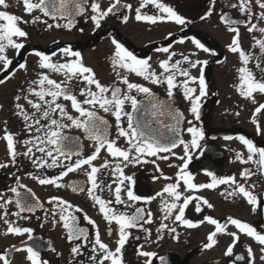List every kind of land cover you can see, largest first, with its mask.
<instances>
[{
  "label": "snow or ice",
  "instance_id": "snow-or-ice-1",
  "mask_svg": "<svg viewBox=\"0 0 264 264\" xmlns=\"http://www.w3.org/2000/svg\"><path fill=\"white\" fill-rule=\"evenodd\" d=\"M27 14H32L34 10L40 11L44 17L48 19L42 20L40 16H36L31 21L32 24L42 23L47 29L53 27L65 28L71 30L78 22L77 17L87 16L95 29H100L102 22L110 15H117L121 9L131 11L132 5L121 3V0H113L107 8H103L100 0H38V2H30L23 0ZM253 4L260 9L259 14L253 11ZM152 5L159 15L142 14L141 9ZM215 0H211L209 10L201 19H206L213 14ZM0 63L4 65V70L12 65V60L7 56L9 48L17 50L23 49L25 45L17 42L19 38H27L28 33L23 30L20 23H28L22 21L20 17L10 14L7 9L11 6L7 0H0ZM225 7L237 9L243 19H234L227 12L220 14L222 22L229 26V31L233 35L229 51L238 55L242 66L238 68L240 79V95L257 105L253 111L252 123L257 126V132H260V124L257 117L264 115V103L256 100L255 94L264 95V67H261L259 56L253 52H246L241 45L240 26L244 25L249 33L258 31L261 38L253 37L254 46H258L260 54L264 55V27H258L260 21H264V0H225ZM90 9V11H89ZM257 16V23H252V17ZM136 21H148L152 24L157 22L172 21L177 25L184 26L191 21L186 20L184 16L179 14L173 6H170L162 0H141L140 6L135 9ZM123 22H127L128 15H122ZM63 20L64 23H60ZM83 31V29H80ZM170 36L173 34H169ZM17 38V39H14ZM185 38H181L178 42L183 43ZM196 48L206 53L215 55L209 47H206L200 39L192 38ZM114 54L112 57V67L116 72V76L120 83L125 87L117 84L104 85L96 77L94 70L84 64L81 52L74 51L71 46H65L60 49V54L65 57L64 62L53 61L49 54L41 51H35L34 54L39 58V68L42 71L39 78L32 80L29 87L24 90L26 94H17L14 98V115L18 116L24 124V132L26 139L17 140L18 134H13L5 129V135L0 137L6 142L8 154L11 160L9 163H0V169L17 165L18 157H24L29 163L40 170V175L29 173L31 179L37 181L42 186H53L57 189L70 187L73 193L83 194L87 196L94 207H98V212L102 214L103 219L108 225L107 234L111 237L113 228L111 224L115 222L117 227V240L115 249H110L107 243L101 239L99 226L92 220L83 209L78 205L71 204L70 201L64 200L59 196H52L46 202H41L32 189L27 185L21 184L17 177L16 185L10 187L13 197L5 199L0 196V221L7 225L5 234H14L16 236L27 235V241L23 242V247L13 246L11 251H25V259L29 264H50L47 259H42V251L52 250L51 242L45 241L43 238H37L34 235L35 229L31 227L20 226L19 220H31L37 210L44 212L43 221L46 223L51 219L52 224H61L66 231V240L72 245L70 254L73 257H80L75 264H85L83 259L87 252V264H124L123 255L125 245L131 236V229H141L146 235L150 236V229L146 228V224L153 223V214L145 207L137 206L139 203H150L157 197L162 198L159 211L162 213L157 234L159 239H163L165 232L172 234L174 239H179L177 228L170 226L163 221L171 220L172 224L179 222L187 228L197 227L204 221L193 222L191 219L185 218V210L193 200H203V204L207 208H213V205L202 197L194 195H184L179 191L180 181H183L185 192L198 189H214L218 185L232 186L233 190L227 192V197L242 194L246 198V202L253 206V211L259 206L264 209V204L260 202L264 197H258L253 191L248 190L243 184H238L235 176L218 177L211 171L207 173L211 177V183L199 184L193 183V174L188 172L189 164L192 160L191 149L201 148V141L205 139V131L202 127L197 126L193 121L201 119V98L207 92V85L203 71L198 76L191 74L192 69H203L208 61L192 59V55L184 53H176L171 51L169 47L159 48L158 51L166 53L167 57L159 62L157 71L149 63L150 58H138L124 44L113 39ZM52 55H56L53 53ZM252 63L254 67H249ZM186 65V66H185ZM20 69L27 70V62L19 64ZM121 70H124L123 74ZM50 73H56L64 77L63 80L57 81L51 78ZM258 73V75H257ZM129 74H134L145 81H150L153 85L167 86V98L160 99L152 92V90L139 83L129 80ZM183 77L184 79H179ZM75 81V85H73ZM5 83L0 79V84ZM190 84L196 85L195 87ZM79 85V99L75 94V87ZM176 89H183L182 98L190 103V113L193 120H187L183 112L176 109L170 101L175 96ZM144 94L143 100L138 99L133 93ZM21 100L25 104L20 103ZM65 101L70 102V106L76 115H72L68 111L69 105ZM130 106L131 111L127 110ZM3 105H0V109ZM103 111L111 114L115 120V136L112 134V124L99 113ZM238 116L239 113H236ZM164 117H167L172 123H165ZM126 122V124H125ZM182 123L189 126L184 129ZM161 126L166 128L173 135H165L161 131ZM73 130L81 133V135H73ZM186 131L190 134V140L184 141L181 133ZM233 137L226 136L224 139L230 140ZM124 141L123 146H119L120 140ZM239 141L246 147L247 158L243 154H238L237 158L243 164L249 162L258 165L259 172L264 175V146H257L253 140L243 135L238 137ZM87 140L93 151L85 156L83 151V142ZM24 146L23 152H17L16 145ZM179 145H183L184 155L177 157L182 161L178 168L174 183L166 184L162 190L152 197H144L137 194L135 174H127L126 169L137 165L148 163L156 164V157L161 160H169L170 155H176L172 149ZM101 150L106 152V157L102 158L99 165L94 161L101 159ZM162 153L170 155H161ZM110 157L111 159H109ZM254 157H258L254 160ZM87 165V168L84 166ZM173 165H169L172 167ZM157 171L159 166L156 165ZM59 171L48 176L49 170ZM83 169L87 177V181L83 184L72 181L70 185L62 183L63 179L70 173ZM244 179L251 178L254 173L245 168L241 172ZM172 180L171 177L164 176L162 173L153 176V180L158 179ZM254 188L255 185L249 186ZM108 194L105 199L103 194ZM168 194L172 198V202H168L165 198ZM224 195V193H221ZM226 197V198H227ZM182 201V202H181ZM15 205L16 211L9 213L8 206ZM122 206V207H118ZM197 213L202 211L199 204L195 205ZM51 213V217H49ZM81 213L83 220L87 225H92L95 229L91 232L89 227L82 225ZM9 215L15 216L16 221L8 219ZM37 219H40L37 217ZM209 224L215 226V230L208 237V243L205 248L211 249L218 243V233H224L231 237V243L226 247L225 255L234 257L235 261H244V255H234V247L240 240V235L236 232H227L228 225H234L239 233L253 238L260 246V256L262 264H264V234L258 231L256 227L251 226L247 222L239 219L228 217L221 223L215 218L206 216L204 218ZM43 227V223L40 225ZM139 240L140 237H133ZM31 242V243H29ZM143 245L137 249V255L145 257L144 264H153V258H158L161 264H165L164 257H158L156 252L141 250ZM90 249V251H89ZM247 252L248 264H255V253L250 245H245ZM0 260L3 264H9L6 253H0Z\"/></svg>",
  "mask_w": 264,
  "mask_h": 264
},
{
  "label": "flooded vegetation",
  "instance_id": "flooded-vegetation-1",
  "mask_svg": "<svg viewBox=\"0 0 264 264\" xmlns=\"http://www.w3.org/2000/svg\"><path fill=\"white\" fill-rule=\"evenodd\" d=\"M11 5L7 11L10 14L17 15L22 21L28 23H20L23 30L28 33L27 38H19L17 42H21L25 47L19 50L9 48L7 50V56L12 60V65L8 67V70H4V65L0 63V79H3L5 83L0 84V105L3 108L0 109V137L5 135V129L13 134H18L15 138L17 140L26 139L27 136L24 132V124L21 119L14 115V98L17 94H26L24 90L29 87V83L32 80L39 78L42 71L39 68V58L34 54L35 51H41L49 54L52 60L64 62L65 57L60 54V49L65 46H71L74 51L81 52L83 56L84 64L91 67L96 77L104 85H113L114 83L120 87H125L119 82L116 72L112 67V57L114 54V45L112 40L116 39L120 43L124 44L130 51L133 52L138 58H150L149 63L153 68L159 71V62L167 57L166 53L158 51L159 48L169 47L171 51L176 53H184L185 55H192V59H199L201 61H208L207 65L203 69H192L191 74L198 76L202 70L205 76V82L207 85V94L201 98V119L200 121H193L199 127H202L205 131V139L202 140L201 148L191 149L192 160L189 164L188 172L193 174V183L206 184L211 183V177L207 175L209 171L217 175L218 177L235 176L238 184H243L248 190H251L258 197H264V175L258 170V165L253 162L243 164L237 158L238 154H243L244 158H247L246 147L239 141L240 135L245 136L248 139L254 141L257 146H264V115H259L257 119L260 124V132H257V126L252 123V115L255 107L251 101L243 98L240 95V79L238 68L242 66L241 61L238 59L237 54H233L229 51V45L233 39V33L229 31V26L222 22L220 14L227 12L234 19H243L237 9L225 7V0H215L213 8V14L206 19H201L205 16L209 10L211 0H162V2L173 6L175 10L186 20L191 21L184 26L177 25L172 21L157 22L152 24L148 21H136L135 9L140 6L141 0H121V3H128L132 5V10L121 9L117 15H110L105 21L102 22L100 29H95L94 24L87 16L77 17L78 22L71 30L65 28L47 29L42 23L32 24L31 21L34 17L40 16L42 20L48 19L49 23H52L48 17H44L43 14L34 10L32 14H27L23 0H7ZM30 2H38V0H30ZM91 0H89V3ZM103 8H107L113 0H100ZM0 6V11H3ZM90 11V9H89ZM253 11L259 14V7L253 4ZM142 14L147 15H159L152 5H148L141 9ZM128 15L129 19L125 23L121 19L122 15ZM0 23H6L0 21ZM60 23H64L63 20ZM252 23H257V16L252 17ZM258 27H264V21L258 23ZM83 29V31H80ZM139 30V31H138ZM155 30L160 32V36L155 38ZM173 35H169V34ZM241 33V45L246 52H253L256 56H259L261 61V67H264V55L260 54L258 46H254L253 37L261 38V34L258 31L249 33L244 25L240 26ZM185 38L183 43L178 41L181 38ZM192 38L200 39L206 47H209L215 52L212 55L210 52L206 53L203 50L196 48ZM14 39H17L14 37ZM102 44H107V48H104ZM102 45V49H100ZM106 47V46H105ZM55 53L56 55H52ZM101 53L102 57L98 59V55ZM94 55L97 63H93L92 56ZM27 62V70L20 69L19 64ZM186 66V65H185ZM249 67H254L252 63ZM122 74L124 70H121ZM51 78L61 81L64 77L56 73H50ZM258 75V73H257ZM179 79H184L180 77ZM129 80L134 83H139L149 87L154 94L159 97L167 98V86L166 84L153 85L150 81H145L134 74H129ZM75 85V81L72 82ZM195 87L196 85L190 84ZM79 85L75 87V94L79 99ZM174 98L170 101L173 106L183 112V115L187 120H193V116L190 113V103L182 98L183 89H176ZM138 99L143 100L144 94L133 93ZM256 100L259 103H264V95L255 94ZM20 103L25 104L24 100ZM69 105L68 111L72 115H76L73 112L70 102L65 101ZM27 108L28 105L25 104ZM127 110L131 111L130 106H127ZM236 113H239L237 116ZM105 119L109 120L112 124V134L115 136V120L111 114H106L103 111L99 113ZM126 124V122H125ZM189 125L183 124V128L186 129ZM73 135H81L80 132L73 130ZM233 137L230 140L224 139V137ZM182 139L184 141L190 140V134L186 131L182 133ZM124 141L121 139L119 146H123ZM17 152H23L24 146L22 144L16 145ZM212 151V153L210 152ZM84 155H89L93 148L90 146V142L84 140L83 142ZM176 155H170L162 153L161 155H170L169 160H161L156 157H150L149 159H155L156 164L148 163L144 165H137L135 167H129L125 171L127 174H135L136 191L137 194L144 197L155 196L160 192L162 188L168 183H174L178 168L176 166L181 165L182 161L177 157L184 155L183 145H179L172 149ZM210 153L212 155H210ZM106 152L101 150L100 157L94 161V164L99 165L102 162V158L106 157ZM210 155V156H209ZM111 159L110 157H108ZM258 157H254V160ZM0 163H9L11 160L8 154L6 142L4 139H0ZM173 165L169 167V165ZM156 165L159 166L157 171ZM88 166L85 165L84 168ZM249 168L254 175L249 179L241 177V172ZM59 170H49L48 176L55 175ZM29 173L34 175H40V170L34 168L28 160L24 157H18L17 165L10 166L8 168L0 169V196L5 199L9 197L14 198V194L9 190L10 187L16 185L17 177L21 184L27 185L32 189L35 196L39 198L41 202H45L47 208V201L52 196L62 197L64 200L70 201L73 205H78L83 209L92 220L99 226L101 239L104 243H107L110 249H115L117 236V225L115 222L111 224L113 228V234L110 237L107 234L108 225L102 217V214L98 212V207L93 206V202L83 194L73 193L70 187L63 189H57L53 186H42L37 181L31 179ZM171 177L172 180H165L163 178L153 180V176L161 175ZM72 181H77L81 184L87 181V177L84 174L83 169L70 173L65 177L62 183L70 185ZM255 185L254 188L249 186ZM232 186L218 185L214 189H198L185 192V186L183 181H180L179 191L184 195H194L207 199L209 203L213 205V208L209 209L203 204V200H193L185 210V218L191 219L193 222L204 221L198 224L197 227L187 228L183 224L176 222L172 224L171 220L163 221L170 226L177 228L179 239H174L172 234L165 232L163 239H159L157 229L162 222V213L159 211L162 198L157 197L150 203L141 202L137 206L145 207L146 210H150L153 214V223L146 224L145 227L150 229L151 235L148 236L141 229H131V236L128 243L125 245L123 261L124 264H144L145 257L137 255V249L140 245H143L141 250L156 252L158 257L165 258V264H204L205 261H198L197 258L203 256L205 252H210L218 247V243L211 249L204 247L208 243V235L215 230V226L209 224L204 218L206 216L212 217L223 223L226 218H238L240 220L248 221L240 216L241 210L246 204V198L242 194L227 197V192L232 191ZM221 193H224L222 195ZM105 199H108V194H103ZM227 197V198H226ZM165 198L168 202H172V198L165 194ZM182 202V201H181ZM3 203V201H0ZM264 204V200L260 202ZM199 204L202 211L197 213L195 211V205ZM239 208L238 210L235 209ZM122 207V206H118ZM261 210L259 219L250 222L255 227L260 228L263 224L264 212L263 209L257 206ZM16 211L15 205L8 206V212L12 213ZM2 214V211H0ZM81 216V223L84 226L89 227L91 232H94L92 225H87L86 221ZM44 212L37 210L31 220H19L17 223L20 226L31 227L35 229L34 235L37 238H43L45 241L51 242L52 250L42 251V259H47L50 264H75V261L80 257H73L70 254L71 244L66 240V231L62 228L61 224H52L51 219L48 222L43 221ZM39 217L40 219H37ZM51 217V213H49ZM11 221H16L15 216L9 215ZM43 223V227H41ZM7 225L0 221V253H6L9 259V264H29L26 261V252L11 251L15 245L17 247H23V242L27 241V235L16 236L14 234H5ZM204 228L205 240H203ZM238 230L234 225H228L227 232H234ZM264 234V230H261ZM224 233H218V241L222 238ZM140 237L139 240L133 239V237ZM225 237V236H224ZM31 243V242H29ZM228 243H231V237L228 238ZM245 245H250L249 242L243 240L234 247V255H244V261H236L239 264L246 262L247 257L243 252H246ZM241 247V248H240ZM237 250V251H236ZM90 251V249H89ZM226 252V251H225ZM224 252V253H225ZM223 253V254H224ZM224 259L228 258L229 262L225 264H232L234 257H228L224 254ZM87 252L83 259L87 264ZM232 261V262H231ZM208 264H223L221 261L210 259ZM0 264H3V260H0ZM108 264V262H106ZM153 264H161L158 258H153Z\"/></svg>",
  "mask_w": 264,
  "mask_h": 264
},
{
  "label": "rangeland",
  "instance_id": "rangeland-1",
  "mask_svg": "<svg viewBox=\"0 0 264 264\" xmlns=\"http://www.w3.org/2000/svg\"><path fill=\"white\" fill-rule=\"evenodd\" d=\"M161 34H160V32L158 30H155V38H157ZM102 45H103L104 48H107V44H102ZM102 45L100 46L101 47L100 49L103 50ZM101 57H102V55L100 53L98 55V59H100ZM92 60H93V63H95V64L97 63V60L95 59L94 55L92 56ZM235 209H236V206H235ZM238 209L239 208H237L236 210H238ZM259 213L261 215V210L258 207H256V210L255 211H253V206H251L249 204H246L239 214H240V216L243 219L248 220L250 222H254V221H256L255 220L256 218L259 219L258 218V216H260ZM206 231L207 230H205V228H204V231H203V240H205V233H206ZM234 232H236L238 235H240V240H239V242L236 245H238L240 243V241L242 242L243 240H246L247 242H249L250 243V246L252 247V249H253V251L255 253V257H256L255 264H262L261 260L259 259V256L261 254L260 251H259L260 246L254 241V239L253 238H250V237H247L244 234L239 233V230H235ZM224 236L222 238H220V240L218 241L219 242L218 243V247L215 250H212L210 252H205L204 255L201 256V257L199 256L197 258V260L199 262L200 261H205L204 264H208L207 261L210 260V259H214V260L221 261L223 264H225L226 262H229L228 261V258L224 259L223 256L225 254L224 252L226 251V247L229 245L228 238L230 236H228L227 234L224 235ZM243 253L247 257V252H243ZM232 264H239V263L236 262V261H234V262H232ZM241 264H248V261L243 262Z\"/></svg>",
  "mask_w": 264,
  "mask_h": 264
},
{
  "label": "water",
  "instance_id": "water-1",
  "mask_svg": "<svg viewBox=\"0 0 264 264\" xmlns=\"http://www.w3.org/2000/svg\"><path fill=\"white\" fill-rule=\"evenodd\" d=\"M156 96H157V95H156ZM157 97H159V96H157ZM159 98H160V99H166V98H162V97H159ZM170 103H171V102H170ZM172 104H173V103H172ZM175 108H176V107H175ZM176 109H177V108H176ZM163 119H164V122H165V123H172V121H170L167 117H164ZM183 124H184V123H182V128H183ZM161 131H162L165 135H169V136H170V135H173L172 133L168 132V130H167L166 128H163V126H161ZM180 135H182V133H181ZM210 152L212 153L211 150H210ZM211 153H210V155H212ZM210 155H209V156H210Z\"/></svg>",
  "mask_w": 264,
  "mask_h": 264
}]
</instances>
